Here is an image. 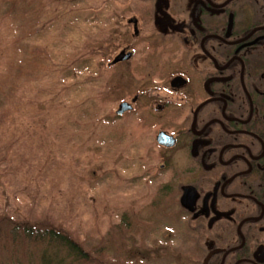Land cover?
<instances>
[{
	"label": "flooded vegetation",
	"instance_id": "1",
	"mask_svg": "<svg viewBox=\"0 0 264 264\" xmlns=\"http://www.w3.org/2000/svg\"><path fill=\"white\" fill-rule=\"evenodd\" d=\"M106 17V117L172 224L139 263L264 264V0H107Z\"/></svg>",
	"mask_w": 264,
	"mask_h": 264
},
{
	"label": "rangeland",
	"instance_id": "2",
	"mask_svg": "<svg viewBox=\"0 0 264 264\" xmlns=\"http://www.w3.org/2000/svg\"><path fill=\"white\" fill-rule=\"evenodd\" d=\"M14 1L0 0V264L39 260L33 241L3 245L24 221L60 226L90 264H140V241L166 246L172 224L134 178L135 143L106 117L107 0Z\"/></svg>",
	"mask_w": 264,
	"mask_h": 264
},
{
	"label": "trees",
	"instance_id": "3",
	"mask_svg": "<svg viewBox=\"0 0 264 264\" xmlns=\"http://www.w3.org/2000/svg\"><path fill=\"white\" fill-rule=\"evenodd\" d=\"M18 2L19 0L14 1V5ZM72 2H74L73 7L75 9L81 4L76 0H73ZM58 4L61 3L56 2V6ZM58 10L59 9L57 8V13ZM5 164L4 161H0V168L5 167ZM12 233L13 237L5 240L3 245L11 243L9 246L21 248L28 246L33 241L36 248L43 249L45 247V249L42 250L39 260L36 263L33 262L34 264H90L92 260L91 254L85 251L84 248L68 233L62 230L60 226H55L50 223H28L27 221L15 222V227L13 228ZM19 233L21 235L17 236ZM19 238H21L20 241ZM56 251L64 252V255L60 257L56 254ZM12 264L18 263L13 262Z\"/></svg>",
	"mask_w": 264,
	"mask_h": 264
},
{
	"label": "water",
	"instance_id": "4",
	"mask_svg": "<svg viewBox=\"0 0 264 264\" xmlns=\"http://www.w3.org/2000/svg\"><path fill=\"white\" fill-rule=\"evenodd\" d=\"M129 57H130V56H127V58H129ZM123 59H125V58H123L122 55H120L115 61L118 62V61H122ZM122 111H123V110L120 109L119 114L122 113ZM163 143H164V142H163ZM170 145H171V144H170ZM183 203H184V199H183Z\"/></svg>",
	"mask_w": 264,
	"mask_h": 264
}]
</instances>
